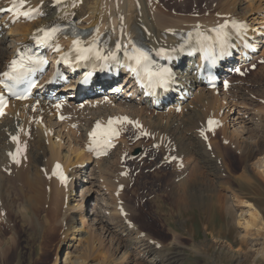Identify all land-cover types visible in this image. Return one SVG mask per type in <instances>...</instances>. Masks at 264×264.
<instances>
[{
    "label": "bare ground",
    "instance_id": "bare-ground-1",
    "mask_svg": "<svg viewBox=\"0 0 264 264\" xmlns=\"http://www.w3.org/2000/svg\"><path fill=\"white\" fill-rule=\"evenodd\" d=\"M25 2V10L33 9L40 17L37 21L32 23H17L14 25L11 24V19L8 18V16L0 19V25L3 26V28L4 26L10 27L8 33L3 29L0 34V74L4 73L9 61L16 56L18 50L29 42L30 38L39 32L40 29L51 28L57 24H68L71 22H74L80 29L90 31L88 38L89 42L94 37H98L99 40H104V43L112 46L113 49L116 48L117 44H120L123 49V46L127 45L129 40L132 42L142 40L147 47L156 52L159 47L168 50H178V48L182 46L187 34L194 29L217 27L224 23L225 20L233 21L234 19H240L250 25V35L256 38V43L264 44V37L257 35V33L264 34V31H262V28H264L263 0H67L60 4H57L55 0H25ZM11 4H13V0H0V9ZM261 16L263 20H261ZM71 41L70 37H64L60 42V46L68 47ZM262 49H264V45ZM261 55L264 57V50ZM56 56H59V54H56ZM99 64L100 62H96L91 66L96 67ZM188 64L192 65V62ZM247 64L248 61L244 59L240 60V58H237L236 62L233 63L235 68H246ZM83 70L86 71V68ZM189 71L190 69H187L186 73ZM226 76L229 77L230 75L226 73ZM51 77V75L48 76L49 79H51ZM72 79L74 78L72 77ZM127 81L128 79L125 80V82ZM121 82L122 83L112 87L110 91L116 87H119L116 88V91H120L121 87L124 90V80ZM45 83H47V81H45ZM179 83V87L176 89L177 94L172 101L167 104H161L159 110L149 108L148 101L143 100V96H138V98L135 99L136 104L133 105L128 103L134 99L124 100L122 97L120 99H115L116 102H114V100H110V102L108 98L102 99L97 97L98 100L96 99L93 102L89 101L83 106L86 107L83 112H72L71 115L73 117L70 118L69 110H78L77 108L82 107L75 103L77 99L81 98L80 82L77 84L73 82L67 85L65 88L70 89V91H67V94H62L60 92L54 94L55 96L65 97L66 101L61 104L51 102L46 98V91H42L37 99L29 102H11L9 108L4 112L3 118L0 120V157L3 158V152L4 154H6V152L15 154L18 147L24 149L18 156L20 162L18 164L16 163L14 168L21 174L22 178H26L28 183L27 186L32 192L27 202L30 205L29 207L33 210L39 207H48L50 208V212L51 210H58L61 205V211H64V219L67 218L69 226L75 224L71 226V229L69 227L71 234L81 233L83 231V228H79L78 222H76V217L79 216L81 217V225L84 227L87 224V222L85 223V220H83V215L81 216L83 206L79 203L72 205V201L76 202V200L71 199L74 196L72 192H74L75 187L79 186L80 183L75 182L74 178H72L74 171H72L71 168L74 166L71 161V155L62 158L60 151L65 144V140L69 138L67 141L71 147L74 145L73 151H84L83 156L86 158V161H91L89 156L92 154L89 155L87 153L89 135L92 133L95 124L99 122L105 123L109 118L127 117L129 121L137 122L139 125L143 126L147 134L148 132H151V135L153 134L156 144H165V138L169 136L167 133H175L170 136V143L173 144V149L175 150L176 148V152H178H175V154L178 155L177 159L181 160V157L183 158L182 154H184L185 159L189 158L190 161L192 159L194 162L195 159L199 161L201 157H203V151H209L206 145V139H204L201 134L205 131L206 122L209 119H217L219 121L217 128L214 131H207V141L212 142L211 138L221 131L223 134V148L232 145L236 146L241 156H245L244 166L245 169L249 171L253 166L250 160L263 155L264 151V118H262L264 117V106L258 109L259 112L256 111L257 113L254 112L252 114V112L248 111V109L243 106V101L247 100L246 98L244 99L243 96L245 93H241L243 87H239L237 89L240 90V95H238L239 99H237L236 96L233 97V100L231 99L233 102L231 101V111L229 110L231 113L230 117L228 115L229 113L227 114L224 112L231 105L228 101V96L232 94V88L227 90V98L221 99L219 91L207 90L201 86L196 78L189 74H187L184 79H181ZM99 85L103 90L108 87L106 84L102 83L100 79L97 81L96 85L92 87L93 92L98 91L97 86ZM126 89L132 90V95L136 94L133 84H128ZM53 90L55 92L56 88ZM85 94L88 95V93H84L83 95ZM105 100H107V102H105ZM94 104H97L96 109H101L103 111L101 113H94L92 110L95 108ZM58 105L59 107H57ZM179 108H182L181 114L177 113ZM60 112L62 115L68 116L67 121L64 122L62 126H65L66 129L70 128V130L66 133L67 136L64 137L62 134H57V142L55 143L51 136L53 135L54 127L60 125L58 121V114ZM83 116L84 118L82 119ZM76 117L77 119H74ZM246 117L250 118L247 120L245 119ZM135 118H138L139 121ZM32 119L37 120V123L39 121L40 125L33 126L31 124L32 121L30 122ZM141 120L145 125H143ZM54 121H56V123H54ZM229 122L233 124L234 127L237 126V128L231 132V137ZM253 122H255V129H252L253 131L246 126L244 127L245 124H252ZM78 124L80 125L77 126ZM127 125L132 128L129 123H121L119 126L120 131L123 132V129ZM71 127H79V130L76 132L77 134L74 133L75 131L71 129ZM60 129L62 130V128ZM236 130L239 132L236 133ZM13 137H18L19 143L14 141ZM44 142L47 143V146H45L46 149L44 148L43 151H48L51 157L54 158L53 162L52 160L50 161L52 164L48 165V175H45L40 169L36 158L32 154V151H35V148H37L36 144H41V146H43L42 143L45 144ZM212 143L215 144L214 146L216 148L217 143L215 141ZM121 144H123V147H120ZM127 145V138L122 135V138L115 145V149L107 157L112 156L114 151H125ZM75 147H77V149H75ZM220 148L222 149V147ZM219 156L222 157V155ZM91 157H93V155ZM214 157L215 156H213V158ZM8 159L7 162L9 163L10 161V163L13 164L10 155ZM206 159L202 158V164L206 165L208 163ZM114 160H116V162L113 161L110 163L109 161L108 164L105 163L106 166L101 170V173L104 172L105 176L100 175L101 177L99 180L105 179V182H107L109 186L110 183H112L110 180L113 179V183L117 182V187H115L116 183L113 186L115 190L116 188L117 191L120 190L118 189L119 186H124L126 190L127 185H125V183L131 182L130 179L133 175L130 172L118 169V167L116 168L119 158H114ZM56 163L63 164L66 174H69L67 183H62L60 180L51 176L52 169ZM209 163L204 168L212 170L215 164L211 165V163ZM216 164L218 163L216 162ZM258 164H260V166L264 165V159L262 161L259 160L254 166ZM223 165L227 167L226 164ZM195 168L196 170H194L192 174L196 179L197 176L195 174L198 173V167ZM189 170L190 166L187 163H185L182 168L174 170L176 179L170 182L169 190L167 191L168 194L172 196L175 194L174 200L180 196V192L174 190L177 186L183 185V194L187 195L192 188L191 185H195L190 184V179L188 180V177H185ZM109 172L114 175V178L106 181V179L110 178L106 176L109 175ZM124 172L126 173L125 177L122 176ZM149 172L150 171L147 170L146 174H149ZM76 173L78 177L79 173ZM90 180L93 179L89 178L88 181L90 182ZM104 184L107 185L106 183ZM113 194H109L108 198H112V196L115 195ZM118 198L120 197H117L116 200ZM103 201L105 203L103 202L101 206L99 205L98 211L93 214L96 218L94 221L97 226L96 228H100L103 234L105 233L109 236L111 247L113 248V255L115 256L113 262L105 263L106 261H104L103 264H115V261L121 262L122 260L125 262L134 252H137L138 256L135 257L140 264H175L177 262L180 254L171 251L170 248L179 247L178 232L173 230L177 236L174 235L175 237L170 245H164L149 234L143 232L137 224L129 221V212L131 216L134 212L133 208H130L128 212L123 202H121L120 205L113 202L115 204L114 206V204L111 205L110 202L106 203V199H103ZM42 203L44 204L42 205ZM118 206H122L125 215L122 214V211L118 210ZM225 206L229 214L231 213V215H233L236 213L230 196ZM65 207L67 210H64ZM250 207L253 209V212L250 214L251 219L245 221L244 225L247 229L252 230L255 228L253 222L256 223L258 220L263 221V219L260 211L256 209L257 207L255 208L252 204H250ZM179 213L185 215V219L189 220L188 216L190 212H188L187 216L182 212V208H180ZM178 222L180 225V221ZM64 223L65 222H63V224ZM181 227L184 228L182 225ZM88 234L90 236L88 237L90 243L95 241V236H93L94 232ZM106 237L107 236L102 235L98 243H105L107 241ZM93 243H91V245ZM94 246H96V244ZM91 247L94 249L93 246ZM100 247H103V245H100ZM86 248H84L83 251L89 253V249ZM121 253L123 254L122 258L120 259L119 257L118 259L117 257L120 256L118 254ZM76 264H79V262L77 261Z\"/></svg>",
    "mask_w": 264,
    "mask_h": 264
},
{
    "label": "rangeland",
    "instance_id": "rangeland-1",
    "mask_svg": "<svg viewBox=\"0 0 264 264\" xmlns=\"http://www.w3.org/2000/svg\"><path fill=\"white\" fill-rule=\"evenodd\" d=\"M260 18L263 20L262 16ZM262 31H264V28H262ZM8 32L9 31H7V33ZM263 50L264 49L259 52L257 59L253 61L254 65L251 64L248 66V70H243L245 75L236 74L232 78L234 81H237L234 82V89L231 90L232 94L228 96V101L231 105L224 112L227 114L229 113L228 115L230 117L231 113L229 110L232 106L233 97L236 96V98L239 99L238 95H240V90H237L239 87H243L241 93H245L243 96L244 99H247L244 100L245 102L243 101V106H245L248 111L252 112V114L254 112L257 113L259 112L258 109L264 106V59H260L263 57L261 55ZM238 79H241V81ZM116 85L118 84H115V86ZM109 89L110 87L106 89V92ZM65 91L67 93L69 89L66 88ZM129 91L132 90L126 91L124 89V92L122 91L118 94L120 96L116 98L113 97L111 100L116 102L115 99H120L122 97L124 100H131L128 99V96L132 95ZM111 93H114L113 90ZM107 94L110 93H106V95ZM220 96L221 99L227 98L226 92H221ZM105 98H108V96H105ZM96 99L97 98H95V100ZM85 101L86 98H83L75 103L78 106H83L89 101H92V99L89 98V101ZM128 104H136V101L132 100ZM94 106L95 108H91L94 113H101L103 111L101 109H96L97 104ZM85 108L86 107H80L77 108L78 110H69L70 118L73 117L71 115L72 112H83ZM180 112L181 110L178 111V114H181ZM83 118L84 116L82 119ZM249 118L246 117L245 119L248 120ZM74 119H77V117ZM135 119L137 120L138 118ZM56 121H54V123H56ZM30 122L33 126L40 125L39 121L37 123V120L34 119L30 120ZM142 123L145 125L143 121ZM245 126L253 131L252 129H255V122L252 124L247 123L244 127ZM60 128H62V130ZM236 128L237 126L234 127L233 124L229 125L230 137L231 132ZM54 129L52 139L55 143L57 142V134H62L64 137L67 136L66 133L70 130V128L66 129L65 126H62L61 123L55 126ZM71 129L76 133L79 127L77 129L71 127ZM130 129L132 131L134 130L132 128ZM142 131L145 132L144 129H142ZM134 132L137 133V136L136 133L129 131L128 127L124 129V135L126 134L128 139V145L125 147V151H114L112 156L102 159H94L91 157L92 155L88 153L91 161H86V158L83 156L84 151H73L74 145L71 147L67 141L69 138L65 140L60 154H62V158L71 155V161L74 166L72 167L73 169L71 168V170L74 171L73 178L75 182L80 183L79 186L75 187L74 192H72L74 196L71 199L76 200V202L72 201V205L75 203L82 204L81 206H83V209L81 216L83 215V220H85V223L87 222L86 226L83 227L80 222L81 217H76L79 228H83L81 233L76 234H71V226L75 224L69 226L67 218L64 219V211H61V205L58 210H51L50 212V208L48 207H39L35 210L29 207L30 205L27 202L32 192L27 186V180L26 178H22L21 174L15 170V164L11 165L7 162L8 154L7 152L6 154L3 152V158L0 157V264H76L77 261L79 264H103L104 261H106L105 263L113 262L115 256L113 255L111 240L108 235L102 233L103 231H101L100 228H96L97 226L94 221L96 218L93 215L98 211V206L103 204V199H106V203L110 202L111 205L115 202L120 204L122 201L128 212L130 208H133L134 212L131 216L129 212V221L137 224L143 232L149 234L164 245H170L175 237L174 235H176L175 232H178L179 247L170 248L171 251L180 254L175 264H264V165L260 166V164H258L254 166L259 160L262 161L264 159V151L263 155L250 160L254 168L252 166L248 171L244 166L245 156H241L236 146L227 145V148H223V134L219 131L215 134L216 136L211 138L212 142L215 141L217 143L218 148H215V144L210 142L209 145L212 146V151L210 148H208L209 151H203V157H201L199 161L198 159H195V162L192 159L190 161L189 158L185 159L184 154H182L184 160L183 164L187 163L190 166V170L186 173L185 177H188V180L190 179V184L195 185H191L192 188L187 195L183 194V185L177 186L174 190L179 191L180 196L174 200L175 194L172 196L168 194L167 191L169 190L170 182L176 179L174 170L182 168V165H179L176 161H171V157L175 156L176 148L175 150L173 149V144L170 143V136L175 133L168 132L167 134H169V136L165 138L166 145H161V143L156 144L155 138L153 134L151 135V132H148V134L151 135L152 141L149 137H146V141L142 138L134 143L136 140H134V138L142 135L139 131ZM235 132L238 133L239 131L236 130ZM44 143L45 144L42 143L44 147L41 146V144H36L37 148H35V151H32V154L36 158L40 169L45 172L46 169L48 170V165L52 164L54 161V158L51 157L48 151H43L45 146H47V143ZM122 145L123 144H121L120 147H123ZM220 147H222V149ZM75 149H77V147H75ZM135 149L141 151L140 156H133V151H135ZM170 150L174 153L169 155L167 152ZM209 155L212 158L215 156L213 158L215 160ZM219 155H222V157ZM114 158H119L116 168L118 167V169L130 172L133 175L130 179L131 182L125 183L127 188L124 192L119 188L121 193L115 190L117 182H115L116 185L113 187L115 184L112 181L114 175H112L111 172H109V175H106L110 177L106 179V181L112 179L110 180L112 182L109 185L110 187L107 182H105V179L99 180L101 176H105L104 172L101 173L102 168L106 166L105 163L108 164L109 161L110 163L113 161L116 162ZM202 158H207L206 161H208V163L210 162L211 165L215 164L212 170L204 168L208 163L206 165L202 164ZM51 160L52 162H50ZM216 162L218 164H216ZM223 164H226L227 167ZM195 167H198V173L195 174L197 176L196 179L192 174L194 170H196ZM147 170L151 173L149 172V174H146ZM76 172L79 173L78 177ZM122 174L125 175V173ZM89 178L93 180L89 182ZM109 194H113L114 196L108 198ZM229 196L236 212L233 215H231V213L229 214L225 206ZM117 197H120L118 198L119 200H116ZM43 204L44 203H42V205ZM250 204L255 206V208L257 207L256 209L260 211L263 219V221L258 220L256 223L253 222L255 228L252 230L247 229L244 225L245 221L251 219L250 214L253 212V209L250 207ZM180 208H182V212L186 215L190 212V215H187L189 220L185 219V215L179 213ZM64 210H67L66 207ZM178 221H180V225ZM63 222L65 223L63 224ZM181 225L185 229L182 228ZM93 228H95L96 231ZM173 230H175V232ZM93 232L95 241H93L94 243L91 242L93 243L91 245L88 239V237H90L88 233L92 234ZM102 235L107 236V241L99 244L98 242H100ZM95 244L96 246H94ZM100 245H103V247H100ZM91 246H93L94 249ZM84 248L89 249V253L83 251ZM118 255L120 256L117 258L119 259L120 257L121 259L123 254L121 253ZM135 256H138L137 252L132 253L125 262L120 260L121 262L115 261L116 263H114L140 264Z\"/></svg>",
    "mask_w": 264,
    "mask_h": 264
},
{
    "label": "snow or ice",
    "instance_id": "snow-or-ice-1",
    "mask_svg": "<svg viewBox=\"0 0 264 264\" xmlns=\"http://www.w3.org/2000/svg\"><path fill=\"white\" fill-rule=\"evenodd\" d=\"M60 0H57V3H59ZM25 0H19V4L15 3V0H13L12 7L7 9V11L12 12L15 10L14 14L17 18L20 16L25 17L26 19L32 18V12L33 9H29L27 11L21 12L20 9L24 7ZM5 11V9H0V12ZM230 27L229 23L225 21V23L221 24L218 29H216L217 38L223 41V38H225L228 33L227 29ZM231 27L233 29H239L242 27V25L236 23L233 21L231 23ZM42 35H34L33 39L35 40V43L39 47H53L52 41L56 38L57 33L61 31L59 27H52L49 29H40L39 30ZM74 39L72 41V52H74L75 59L77 61L80 60H87L89 57H95L98 60L107 61V60H113L118 61V53L123 51L124 57L127 58L129 61H133L137 67H146L149 63V54L148 52L144 51L142 48L138 47L135 43H133L131 40H129L127 45L123 46V49L120 44L116 45L115 51H109L107 54L98 46L99 45V38L94 37L90 42L87 43V46H85V42L81 40L79 34L74 33ZM130 46V48H129ZM55 51L59 52L60 48L59 46H55ZM29 50H25L22 52L17 53V58L13 59L11 61V64L9 65V71L3 73L4 79H0V85H3L6 89H8L10 92L12 90L11 86L6 81H19L24 73L26 71H31V65L33 63L39 62L44 63L45 61L39 60L34 61L31 56L28 55ZM65 63H70L69 56L62 57ZM149 79H151L153 76H157L159 78V85L163 87L167 83V78L170 76V73H168L167 69L162 70L159 73H147ZM0 103H3V101H0ZM59 107V105L57 106ZM0 115H3V112L0 111ZM120 123H133L132 121H129L127 117L118 118L115 120H109L107 122V125H101L100 123L96 124L95 129L92 131L91 135V143L93 145H96L98 147H112V140L119 135V133L116 131V129L113 127L115 124ZM214 125H218V122L209 119L208 120V131H214ZM139 127V125H136ZM147 133H145L146 135ZM204 135V133H201ZM206 138V137H205ZM13 140L19 143L18 137H13ZM24 149L18 147L17 152L15 154L10 153L12 160L15 163H19L18 156ZM53 175L58 176V178L61 180L62 183L65 182L66 177L63 176V173L61 171V166L59 164L55 165Z\"/></svg>",
    "mask_w": 264,
    "mask_h": 264
}]
</instances>
